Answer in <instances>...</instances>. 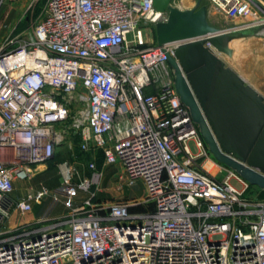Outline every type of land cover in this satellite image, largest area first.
Listing matches in <instances>:
<instances>
[{"label":"built area","instance_id":"built-area-1","mask_svg":"<svg viewBox=\"0 0 264 264\" xmlns=\"http://www.w3.org/2000/svg\"><path fill=\"white\" fill-rule=\"evenodd\" d=\"M210 3L233 21L251 14L249 0ZM168 18L154 0H48L36 25L0 43V264H264V199L213 158L182 103L169 63L180 44L144 31ZM77 104L82 150L119 165L126 186L142 181L153 211L117 203L101 213L100 175L76 183L68 164L57 189L12 199L53 158ZM80 193L89 198L75 207ZM48 198L39 220L7 226ZM60 206L70 214L49 216Z\"/></svg>","mask_w":264,"mask_h":264},{"label":"water","instance_id":"water-1","mask_svg":"<svg viewBox=\"0 0 264 264\" xmlns=\"http://www.w3.org/2000/svg\"><path fill=\"white\" fill-rule=\"evenodd\" d=\"M171 3L154 0L158 11L169 12L156 27L158 45L180 44L169 56L177 93L213 158L264 191V97L218 56L232 57L230 43L246 34L212 27L206 7L179 10Z\"/></svg>","mask_w":264,"mask_h":264},{"label":"rangeland","instance_id":"rangeland-1","mask_svg":"<svg viewBox=\"0 0 264 264\" xmlns=\"http://www.w3.org/2000/svg\"><path fill=\"white\" fill-rule=\"evenodd\" d=\"M8 0H1V4H7ZM189 8L187 10H198L202 7H206L208 10L207 20L209 24L223 31L225 28L231 29L236 25L249 23V19L252 13H258L262 15L260 9L252 4L251 14L241 18L239 20L233 21L227 19L223 16L217 18L212 10L214 11L210 0H188ZM264 7V0H257ZM172 6L182 7V0H172ZM44 7V6H42ZM45 8V7H44ZM44 8L41 10L39 15V21L42 19ZM183 8V7H182ZM36 19V16L34 17ZM2 23L0 22V28H2ZM34 24H29V26H34ZM28 27V26H27ZM26 26L20 28L14 35H11V39L17 38L23 35L25 31L28 30ZM253 28V27H252ZM145 33L150 36V38L157 41L156 28H144ZM8 39L7 34H0V43L5 42ZM243 42V41H242ZM235 46V52L232 57L224 54H219L218 56L226 63L228 67L238 68L243 66L245 70L253 71L255 73L256 80L264 82V40L250 39L244 41L243 43ZM243 44V45H242ZM82 91V90H81ZM77 109L73 108L71 110L70 118L60 126V131L66 132L65 140L63 143L56 148L53 158L48 162L44 171H36L34 177L30 180L23 182L16 186V191L14 192L12 199L17 202L19 199L27 195V193L36 191L41 186H45L50 190H55L61 186L63 182V170L64 164H68L73 168L74 171V181L80 183L85 179H91L93 174H99V181L95 187H92L93 191H98L96 198L93 201L94 207L100 210L101 213H106L109 207L117 203L131 204L133 213H146L153 211V205L148 204L146 200V189L142 181H138L135 186H126L125 180L122 179L123 172L119 165H107L103 156L100 152L91 150L89 152H84L81 148V138L72 128L73 118L76 117V112L85 108L84 104H77ZM194 149V145L191 144ZM195 150V149H194ZM91 164H95L96 170L93 171L90 167ZM218 168L215 167L213 170L214 174H217ZM262 190L255 186H251L247 197L252 199L259 197ZM89 196L87 193H80L79 197L75 200V207L82 206ZM260 198V197H259ZM51 205V198H48L42 205H35L34 210L31 214L22 216L16 211L12 212L8 227L15 228L20 223L26 224V219L30 216L38 218V216H43L49 209ZM70 211L65 209L64 206H60L56 212L49 215L51 217H60L69 215Z\"/></svg>","mask_w":264,"mask_h":264},{"label":"crops","instance_id":"crops-1","mask_svg":"<svg viewBox=\"0 0 264 264\" xmlns=\"http://www.w3.org/2000/svg\"><path fill=\"white\" fill-rule=\"evenodd\" d=\"M33 1L34 0H8L7 4L2 5L0 0V22L3 24L2 28H0V34L3 35L8 33V37H10L11 35H14L18 29L24 28V26L30 27L29 24H37L39 22V15L41 13V10L45 7L48 0H37L36 3L31 6ZM212 12L217 18L220 17V15L215 10H212ZM260 12L262 14L261 16L258 13H252L248 22H256L257 24H255L253 28H250L249 30L245 31L244 33L246 34V36L242 39L240 38L241 40L237 39L239 40L238 44H240L242 41L244 42L250 39L264 40V11L260 9ZM35 16L36 19L34 18ZM230 30L231 29H223V31ZM232 69L237 74H239L246 81L247 84L251 85L264 97V82L256 80L255 73H253V71L250 72L249 70H245L243 66H239L238 68ZM22 183L23 182H17L16 186ZM40 217L41 216H38V218L30 216L26 219V223L37 221L40 219ZM21 224L23 223H20L19 225Z\"/></svg>","mask_w":264,"mask_h":264},{"label":"bare ground","instance_id":"bare-ground-1","mask_svg":"<svg viewBox=\"0 0 264 264\" xmlns=\"http://www.w3.org/2000/svg\"><path fill=\"white\" fill-rule=\"evenodd\" d=\"M182 7H179V6H175V5H173V7H175V8H177V9H179V10H187V8H189L190 6H189V2H188V0H182V5H181ZM242 39V38H241ZM241 39H239V40H241ZM239 40H233L231 43H230V48L233 50V54H234V48H235V46H237L238 45V43H239ZM46 168V166H39L38 168H37V171L38 170H40V171H43V169H45Z\"/></svg>","mask_w":264,"mask_h":264},{"label":"trees","instance_id":"trees-1","mask_svg":"<svg viewBox=\"0 0 264 264\" xmlns=\"http://www.w3.org/2000/svg\"><path fill=\"white\" fill-rule=\"evenodd\" d=\"M102 155V154H101ZM260 198L264 199V191H262L259 195Z\"/></svg>","mask_w":264,"mask_h":264}]
</instances>
